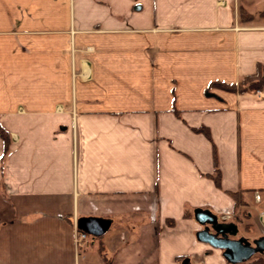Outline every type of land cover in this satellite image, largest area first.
Listing matches in <instances>:
<instances>
[{
	"label": "crops",
	"instance_id": "1",
	"mask_svg": "<svg viewBox=\"0 0 264 264\" xmlns=\"http://www.w3.org/2000/svg\"><path fill=\"white\" fill-rule=\"evenodd\" d=\"M259 11L264 0H0V264H227L195 212L236 229L241 215L244 233L257 221L264 89L210 84L264 62ZM84 217L108 227L85 232Z\"/></svg>",
	"mask_w": 264,
	"mask_h": 264
},
{
	"label": "water",
	"instance_id": "2",
	"mask_svg": "<svg viewBox=\"0 0 264 264\" xmlns=\"http://www.w3.org/2000/svg\"><path fill=\"white\" fill-rule=\"evenodd\" d=\"M195 217L200 223L206 224L197 232V238L214 248L221 249L227 262L240 263L248 260L256 252L264 253V236L255 239V246H252L245 238L229 236L228 228L209 212L198 210L195 212ZM77 225L85 232L100 235L108 227V221L102 218L84 217L78 220ZM236 231L235 228L231 233L235 235ZM182 264H189L188 258H185Z\"/></svg>",
	"mask_w": 264,
	"mask_h": 264
},
{
	"label": "trees",
	"instance_id": "3",
	"mask_svg": "<svg viewBox=\"0 0 264 264\" xmlns=\"http://www.w3.org/2000/svg\"><path fill=\"white\" fill-rule=\"evenodd\" d=\"M259 15L261 17H264V11H260ZM240 16L241 21H249L253 18V14L248 13L244 8H240ZM210 86H216L228 91L233 92H254L256 90L264 89V62L257 63L256 71L253 74L245 75L243 76L239 82L237 83H226V82H212ZM178 114V112H176ZM195 131H201L204 134L209 136V130L205 127H199L194 128ZM0 136L3 139V155L7 152L8 149V132L0 125ZM213 162L215 167L216 175L214 177L216 185L220 186V177H219V169L217 165V156L216 152L214 150L213 152ZM233 196L235 197L236 194L233 193ZM240 263H230L227 262V264H241ZM251 264H264V257H260L256 260L251 261Z\"/></svg>",
	"mask_w": 264,
	"mask_h": 264
},
{
	"label": "rangeland",
	"instance_id": "4",
	"mask_svg": "<svg viewBox=\"0 0 264 264\" xmlns=\"http://www.w3.org/2000/svg\"><path fill=\"white\" fill-rule=\"evenodd\" d=\"M256 13L259 15L260 11L256 12ZM259 212H260V214L264 213V199H262L261 203L258 205L257 210L255 211V213H253L255 218L257 217V221L255 222V224L252 223L253 226H251V228H249L247 230L248 233H246V232L244 233V230H245L244 229V227H245L244 226V221H245L244 217L241 215H238V218L236 219L238 221V226H239V229L237 228L239 231L237 233L238 236H241V234H243V235H247V237H248V235H249L248 239L250 241H252L254 238H258L259 236L264 235V226L261 225V223H260L261 221H259V219H258ZM262 215H264V214H262ZM260 257H264V253L256 252L248 260L244 261L241 264H251V261L256 260Z\"/></svg>",
	"mask_w": 264,
	"mask_h": 264
},
{
	"label": "flooded vegetation",
	"instance_id": "5",
	"mask_svg": "<svg viewBox=\"0 0 264 264\" xmlns=\"http://www.w3.org/2000/svg\"><path fill=\"white\" fill-rule=\"evenodd\" d=\"M226 228H228L229 236H231V237H233V238H245V239L248 241V243H249L250 245L255 246V245H254V240L257 239V238H254L252 241H250V240L248 239V237H246V236H242V235H241V236H238V235H237L238 231H236V235H233L231 232L235 229L234 227L226 226ZM260 237H262V236H259L258 238H260ZM259 253H260V252H259Z\"/></svg>",
	"mask_w": 264,
	"mask_h": 264
},
{
	"label": "built area",
	"instance_id": "6",
	"mask_svg": "<svg viewBox=\"0 0 264 264\" xmlns=\"http://www.w3.org/2000/svg\"><path fill=\"white\" fill-rule=\"evenodd\" d=\"M262 214H264V213H262ZM262 214H261V219L264 220V215H262ZM86 236H87L86 233L77 230V231L75 232V243H76L77 245H80L81 241H82Z\"/></svg>",
	"mask_w": 264,
	"mask_h": 264
}]
</instances>
